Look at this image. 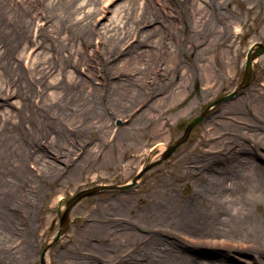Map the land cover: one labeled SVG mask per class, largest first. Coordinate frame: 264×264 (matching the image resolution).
Returning <instances> with one entry per match:
<instances>
[{"label":"rangeland","instance_id":"obj_1","mask_svg":"<svg viewBox=\"0 0 264 264\" xmlns=\"http://www.w3.org/2000/svg\"><path fill=\"white\" fill-rule=\"evenodd\" d=\"M91 1L79 0L84 3L82 12L68 21L74 24L77 17L78 25L85 24V20H93L95 8L108 9L106 14L95 16L99 23L92 26L96 33L88 38L89 60L80 61L76 55L78 39L68 31L55 32V19L41 15V4L31 7V0H0V7L11 13L6 15L9 19L16 21L19 16L14 15H19V10L27 11V35L31 29L33 43L24 52L29 58L39 50L44 51L45 60L62 62L60 52L44 49L52 42L51 36L65 45L64 54L72 56V61L66 57L71 63L61 75L54 67L43 70L51 86H57L62 76L73 75L76 81H85L84 87L72 88L73 96L82 88L85 95L103 100L101 69L105 68L123 88L128 83L137 87L138 82H133L137 79L147 86L140 99L146 102L144 106L140 102L128 104L117 114L102 101L101 113L98 110L89 115L88 107L80 102L65 104L60 110L62 106L50 96L54 91L60 98L59 88L50 87L42 93L33 71L24 70L31 86L28 103L12 96L8 97L10 104L0 106V130L16 126L10 140L18 138L17 143L9 140V144H0V264H40V253L58 231L60 216L71 196L99 185L130 182L143 166L157 160L167 145L174 144L206 106L235 90L248 50L253 44L264 46V0H216L207 14L216 31L210 32L205 45L212 38L225 37L228 27L232 30L227 40L233 43L232 63L226 67L218 61V65L214 57L220 49L210 47L207 56L215 74L210 76L209 86L194 79L182 90L177 89V95L169 96L174 85L168 84L167 61L148 70L149 55L160 45L170 47L167 32L172 21L186 42L182 59L189 64L203 47L189 48L201 24L180 21L185 13L182 4L175 7L178 18H172L171 0H99L94 5ZM124 1L119 27L111 32L116 40L115 63L120 67L138 54L139 60L144 55L140 65L119 70L111 67V52L107 45L103 47L97 29L116 15ZM144 10L157 15V21L148 28L160 25L166 33L147 39L154 45L135 49L136 15ZM2 18L0 14L1 23ZM42 28L48 38L41 34L38 48L35 37ZM20 50L16 51L19 65ZM263 56L252 62L248 86L210 109L186 141L168 159L144 173L134 187L107 189L80 199L69 212L67 231L47 249L45 264H264ZM29 58L24 59V69ZM153 79L159 84L157 88ZM160 96L168 98L151 111L149 116L155 118L143 117ZM18 101L23 109L13 103ZM32 139L34 145L27 143ZM52 141L65 156H55L48 147ZM20 143L25 155L16 158L10 149ZM63 158L66 161H61ZM16 159L25 174L19 172ZM186 207L192 208L191 219L184 212ZM206 214L213 219L200 218ZM152 257L160 261L150 262Z\"/></svg>","mask_w":264,"mask_h":264},{"label":"bare ground","instance_id":"obj_2","mask_svg":"<svg viewBox=\"0 0 264 264\" xmlns=\"http://www.w3.org/2000/svg\"><path fill=\"white\" fill-rule=\"evenodd\" d=\"M99 0L96 1H91V4H96L98 3ZM128 2V1H127ZM134 3V1H131ZM214 2L216 0H171L169 1L170 9L169 12L173 16L172 18H178V16H175V7L177 5H183L184 6V15L181 17L180 21L186 22L189 21L191 25H194L196 23H200V30L196 32V36L192 39L191 45L189 48L192 47H202L200 48V53L198 52L193 58V60L189 63L186 64L185 60L182 59V56L187 50L186 47V42L180 38L178 35L177 31L174 29V24L172 21H170L169 26H168V32L167 36L169 37L170 41V47L164 48L163 45H160L159 48H156V52L150 53L149 59H150V64L148 65V70L152 69L153 67L156 68L158 64H162V62L167 61L165 68L166 71L169 73V85H174L170 90L171 94L169 96H172L174 94L177 95V89L182 90L185 88V86L188 84L189 81H193L194 79L196 80V83H198L200 80L204 82L205 86L208 87L209 81H210V76L215 74V67L213 66L212 60H210V57L208 59L207 53L212 49H220L219 54L214 57V61L218 63V61L224 66L229 67V65L232 63V47L233 43L231 41L227 42L228 37L232 35V30L229 29L228 27L225 29L224 36L225 37H219V39H214L208 40V44L205 45L206 40L208 38V35L210 36L212 32L216 31L215 25L210 21L209 18L207 17V14L211 10V6L214 5ZM42 3H46V5H42ZM42 6V12L41 15L45 16L46 18L54 17L55 19V24L53 27H55L54 31L58 33L64 31H68L71 35H74L76 40L78 39L79 41V47L77 49L76 55L77 59L80 61H88V38L91 36V34H95L96 32L93 31L92 26L96 23H99V19H95L96 15H100L101 13L106 14L108 12V9L106 6H101L97 7L94 9L92 13L93 20H85V24H80L78 25V18L76 17V20L73 24V21L71 24H69V20L73 19L74 14L78 13L79 11L82 12L83 9V2H79V0H49L46 2V0H31L29 2V5L32 7L33 5H40ZM110 4V3H109ZM122 3L119 9V11L116 13V15L108 17L107 23H101V29H97V33H99L100 37L102 38L101 42L103 44V47L105 48L106 45L109 48V53L111 52V58L110 62H113L111 67L117 68L119 70L124 69L125 67H135L136 65H140V63H143V55L142 58L139 60V54L138 56L131 60L124 62L120 67H118L120 64L115 63V57L114 54L117 55V51H114V36H112L111 32L115 31L116 28L119 27L118 22V16L121 13L123 9H125L126 5ZM211 7V8H210ZM7 8H1L0 7V14L3 17L2 23L0 22V106L4 104H10V101H8V97L15 96L16 99L19 101H23L24 103H28V93H31V86L27 84L26 81V71L30 70L33 71L35 74L36 78V83L40 84L42 87V93L43 90H47V88L55 87L59 88V93L61 96L60 98H57V94L53 91L51 92L50 96L54 99L57 100V104L60 106V110L65 109V104H71L73 103L76 105H79V102L82 105H85L88 107L89 110V115L92 113H96L98 110L100 111V106L102 105V101H105L109 105L113 107V110L117 114H121L122 109L124 106L128 104H137L140 102L142 103L141 106H144L146 102H141L140 99L142 96H144L143 89L146 88V82L139 81H133V82H138L137 87L133 83H128L125 87L123 88L122 85H120V80H114L113 73H110V71L106 72L105 69H101L102 71V85L104 87V98L103 100L99 99L98 97H90L89 94L85 95L82 93V88H80V92L73 96L71 94L72 88H78V87H84L85 86V81L79 79V81H76V77L73 75H70V77L66 78L65 76H62L59 82L57 83V86H51L52 82H48L45 78V75L43 73V70L45 69H50L51 67H54L55 70L57 69V72L59 75H61L64 71L66 66L70 64L71 62L68 61L67 58L71 57L72 61V56L64 54L65 52V45L61 43L59 40L56 42V38L54 36H51L52 42H48L46 46H44V49L47 48V51L54 50L60 52L59 54L61 55V61L59 64L52 63L51 61L45 60V53L35 51L34 54H32L31 58L26 55L25 50L27 51L29 49V45L31 47V29H30V35H27L28 28L30 26V23L28 21V13L24 9L19 10L20 13L19 15H14V16H19V19L17 18L16 21L13 19H9V15H11L10 11ZM213 10V9H212ZM8 15V17H6ZM156 14L144 10L143 12L139 13V15H136V26H134L133 32L134 34H137L136 39L134 40L135 43L133 44L132 48L134 47L135 49H138L140 46L147 44L148 46L152 45L153 42L149 43L147 42V39H149L152 35H155L156 33L161 36L162 34H165L166 31L165 29L162 30V27L159 25H154L152 27H149L152 22H156L157 18L155 16ZM135 20V19H134ZM34 19L31 23L33 25ZM68 23V24H67ZM203 28V32H201ZM92 30V31H91ZM237 31V30H236ZM45 28L40 29V32L38 33V36L35 37V44L39 48V43L38 41L41 40L40 36L41 34L45 37L48 38V34L44 33ZM211 32V33H210ZM141 37V39H140ZM116 41V40H115ZM42 42V41H40ZM55 42V43H53ZM147 42V43H146ZM163 43V42H162ZM204 44V45H203ZM154 45V44H153ZM21 48L20 50V65L19 62L17 61L18 58H16V51ZM64 50V51H63ZM46 51V52H47ZM211 53V52H210ZM149 54V52H148ZM264 55V54H263ZM261 55V56H263ZM24 57V58H21ZM259 56V57H261ZM67 57V58H66ZM30 59L29 64L27 66V69H24V66L22 65L24 63V59ZM258 58L255 57L254 60ZM117 59V58H116ZM166 59V60H165ZM253 60V61H254ZM252 61V62H253ZM262 61L264 62V56L262 58ZM170 62V65H169ZM88 65L89 62L87 63ZM118 64V65H117ZM165 64V63H164ZM117 65V66H116ZM203 68V69H202ZM219 68V66H218ZM50 71V70H48ZM199 71H205V74H200ZM90 76H93L92 72H88ZM178 75V76H177ZM205 75V76H203ZM209 75V76H208ZM179 77V78H178ZM129 82V79L126 78ZM188 81V82H187ZM152 84L154 83L156 85V88L158 87V83L155 82L153 79ZM122 84V83H121ZM151 84V85H152ZM164 84V85H168ZM81 85V86H80ZM164 85L162 87H164ZM9 87V89H8ZM69 88H71L69 90ZM124 89V92L120 93L121 89ZM159 89H155L156 93L158 92ZM149 89V88H148ZM176 89V92H175ZM72 95V96H71ZM165 97H158L153 104H150L148 107H150L146 115H142L143 117H147L151 115V111H153V108L155 106L161 105L163 102H166ZM13 102L15 105H17V108L23 109L21 106L20 102ZM104 102V103H105ZM261 109L264 110V101L262 102V106H260ZM29 111H33V109L28 106ZM62 114V113H61ZM77 114V113H76ZM83 116H86V113H82ZM65 115V112L62 114ZM152 118H155L154 115L149 116ZM16 126H12L10 129H4L3 131L0 130V144L2 143H8L10 137L12 135V132L15 131ZM32 130V127H31ZM36 132H39L38 130ZM39 134V133H38ZM15 137V136H14ZM19 137V136H18ZM18 138H13L10 140L13 141V143H17ZM27 143L30 144H35L34 140H29ZM13 148L10 149L12 153L16 156V158H20L24 156L25 151L23 149V145L20 143L17 146L12 145ZM55 154V156L58 157H63L66 154L61 151L60 147L58 146L57 142H51L48 146ZM38 148V147H37ZM36 148V149H37ZM0 149L3 150V147H0ZM5 150V149H4ZM60 157V158H61ZM17 160V159H16ZM68 160V159H67ZM61 161H66V159L63 158ZM69 161V160H68ZM17 168L20 171H23V174H25L27 171L22 169L21 161L16 162ZM192 208L191 207H186V210L184 212H187V214L191 215L188 217L191 219L193 217V214L190 213ZM202 219H213L212 216L210 215H205L200 217ZM96 225V224H95ZM99 227V226H98ZM96 225V228H98ZM159 257H152L150 262L152 261L153 263L157 261ZM164 261V260H163ZM165 262V261H164Z\"/></svg>","mask_w":264,"mask_h":264},{"label":"water","instance_id":"obj_3","mask_svg":"<svg viewBox=\"0 0 264 264\" xmlns=\"http://www.w3.org/2000/svg\"><path fill=\"white\" fill-rule=\"evenodd\" d=\"M263 54H264V46H262L260 44H255L254 46H252L247 52L246 60H245V64H244L243 75H242L241 80L239 81L237 87L235 88V90L233 92H231L230 94L223 96V97L215 100L214 102H212L208 106H206V108L203 110V112L199 116L194 118L185 127L180 138L174 144L167 145L157 160H155L154 162H152L148 166H143L130 182L123 184V185H116V186L115 185L95 186L93 188H89V189L80 191V192L74 194L70 199H68L66 201L65 210L63 211V213L59 219L58 231L56 232L55 236L52 238L51 242L49 244H47L45 246V248L42 250V252L40 253V264H45L44 256H45L47 249L50 247V245L53 244L54 242L58 241L59 238L67 231L68 226H69V212H70L71 208L80 199L87 197V196H90V195H93V194H96L97 192L107 190V189L125 190L128 188L134 187L136 185L137 180L140 179L144 173H146L148 170L152 169L153 167L161 164L164 160L168 159L170 157V155L173 154L175 152V150L186 141L191 129L204 119L205 115L208 113V111L210 109H212L214 106H217L221 102H224V101H227V100L233 98L237 91H239L240 89H244L248 86L252 61L254 60L255 57L263 55Z\"/></svg>","mask_w":264,"mask_h":264}]
</instances>
